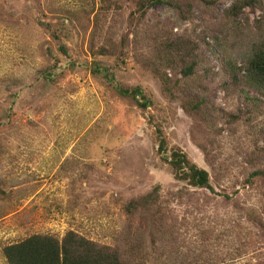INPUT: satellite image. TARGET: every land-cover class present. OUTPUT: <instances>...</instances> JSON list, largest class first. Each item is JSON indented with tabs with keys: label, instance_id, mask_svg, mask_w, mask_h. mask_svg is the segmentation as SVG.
<instances>
[{
	"label": "rangeland",
	"instance_id": "obj_1",
	"mask_svg": "<svg viewBox=\"0 0 264 264\" xmlns=\"http://www.w3.org/2000/svg\"><path fill=\"white\" fill-rule=\"evenodd\" d=\"M138 1L0 0V264H9V244L70 230L126 246L145 264H264V212L261 224L249 217L263 210L264 181L247 182L264 159L248 155L256 149L245 136L250 126L226 124L243 104L221 87L230 81L225 59L242 64L262 40L264 11L246 7L233 19L228 10L237 0H208L186 20L158 3L143 21ZM156 33L199 44L202 85L191 90L206 97L216 121L186 112L180 91L164 92L150 64ZM97 63L109 76L94 71ZM116 85L139 88L153 104L145 109ZM261 123L264 117L254 125ZM174 148L210 172L214 191L175 177L164 160ZM156 187L165 224L163 214L127 212Z\"/></svg>",
	"mask_w": 264,
	"mask_h": 264
},
{
	"label": "trees",
	"instance_id": "obj_2",
	"mask_svg": "<svg viewBox=\"0 0 264 264\" xmlns=\"http://www.w3.org/2000/svg\"><path fill=\"white\" fill-rule=\"evenodd\" d=\"M103 1V0H102ZM110 0H104V2ZM204 2L203 5H210L208 0H139L138 12L143 18L148 11L158 3H164L177 9L182 17L186 20L192 19L194 8L197 3ZM261 0H237L236 3L228 10V18L237 19L244 14L246 7L261 8L264 11V6H261ZM110 5V4H109ZM239 16V17H238ZM144 21V20H143ZM43 26L50 25L41 21ZM64 28V27H63ZM67 30V29H66ZM257 31L263 37L257 47L248 54V59L242 64H239L241 59L232 60L225 59V70L230 74V81H225L221 87L223 91L232 94L238 98L241 104L238 109V114L229 115L230 119L226 124H230L234 129L237 124L242 127L250 126L252 130H246V138L253 136V143L250 146L255 147L254 151L249 152L250 158L258 157V160L264 159V147H260L261 141L264 142V123L254 125L261 117H264V14L262 20L257 23ZM55 36H57L55 34ZM151 47L155 45V56L152 63V71L161 80L164 92L171 97H176L177 92L183 96V108L192 115L202 116L203 120L216 121L213 117L214 109L209 107V102L202 94H195L192 85L200 87L202 82L198 76V67L200 59L198 56L199 44L193 41L192 37L180 36L177 39H169V36L164 37L158 33L151 36ZM61 42L59 48L64 53H68L67 45L62 37H58ZM149 44V43H148ZM113 49L116 45H111ZM107 49V48H106ZM106 49H101L102 53L106 54ZM170 68L176 75L170 77L168 73L161 71V67ZM162 67V68H163ZM179 70L180 74L178 73ZM95 72L104 73L109 76L108 69L104 68L100 63H97L94 68ZM181 76V78L179 77ZM187 84L189 88L187 89ZM247 89L258 94L257 97L252 96ZM115 91L122 97H133L140 106L149 108L153 103L146 96H141L142 91L139 88H124L116 85ZM178 94V95H179ZM140 97V99H139ZM222 111L220 116L228 114ZM242 119V122L240 123ZM224 126L221 128L223 129ZM226 130V128L224 129ZM240 134V132H239ZM157 137L159 138V153L168 152V141L164 132L157 127ZM2 146L0 145V150ZM238 148V147H237ZM239 149V148H238ZM245 150L246 147H244ZM168 160L172 166L173 173L178 180L186 181L188 184L197 188H207L214 191L211 184V174L208 170L199 167L193 162L187 153L180 148H174L171 157L164 158ZM256 166L252 171H249L247 182L257 183L259 179L264 181V165ZM160 194V188L156 187L153 192L132 200L126 206L129 214H135L137 211L145 210L151 215L163 214L162 223L165 224L164 210L162 205H157ZM227 198H230L227 195ZM263 210H253L249 212V217L254 223H263L264 199H262ZM157 205V206H156ZM156 207L157 210H154ZM158 228L156 223H153ZM163 224V225H164ZM159 227L162 226L159 224ZM160 230V229H159ZM166 231H163V234ZM135 251V250H134ZM4 255L9 264H145V260L141 256H136L134 252L121 245H111L104 242H99L89 238L82 233L70 230L63 237H59L50 233H37L26 237L25 239L9 244L4 248Z\"/></svg>",
	"mask_w": 264,
	"mask_h": 264
}]
</instances>
